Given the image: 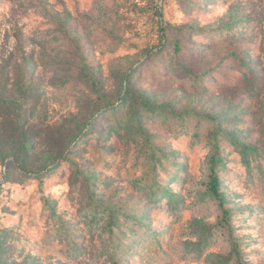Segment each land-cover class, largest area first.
I'll list each match as a JSON object with an SVG mask.
<instances>
[{"label": "rangeland", "instance_id": "rangeland-1", "mask_svg": "<svg viewBox=\"0 0 264 264\" xmlns=\"http://www.w3.org/2000/svg\"><path fill=\"white\" fill-rule=\"evenodd\" d=\"M0 264H264V0H0Z\"/></svg>", "mask_w": 264, "mask_h": 264}, {"label": "trees", "instance_id": "trees-1", "mask_svg": "<svg viewBox=\"0 0 264 264\" xmlns=\"http://www.w3.org/2000/svg\"><path fill=\"white\" fill-rule=\"evenodd\" d=\"M214 158H212V166L210 167V170H211V180H210V191H211V194H213L214 197L218 198V199H221V195L218 191V177L214 171Z\"/></svg>", "mask_w": 264, "mask_h": 264}]
</instances>
